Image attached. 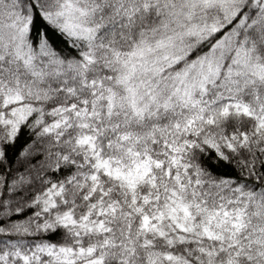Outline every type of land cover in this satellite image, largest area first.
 Instances as JSON below:
<instances>
[{"label":"snow or ice","instance_id":"1","mask_svg":"<svg viewBox=\"0 0 264 264\" xmlns=\"http://www.w3.org/2000/svg\"><path fill=\"white\" fill-rule=\"evenodd\" d=\"M0 264H264V0H0Z\"/></svg>","mask_w":264,"mask_h":264}]
</instances>
